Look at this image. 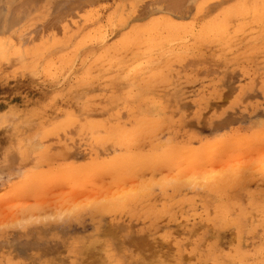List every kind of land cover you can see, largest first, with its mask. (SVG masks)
<instances>
[{"label": "rangeland", "instance_id": "374dc122", "mask_svg": "<svg viewBox=\"0 0 264 264\" xmlns=\"http://www.w3.org/2000/svg\"><path fill=\"white\" fill-rule=\"evenodd\" d=\"M260 139L264 0H0V264H264Z\"/></svg>", "mask_w": 264, "mask_h": 264}, {"label": "bare ground", "instance_id": "6f19581e", "mask_svg": "<svg viewBox=\"0 0 264 264\" xmlns=\"http://www.w3.org/2000/svg\"><path fill=\"white\" fill-rule=\"evenodd\" d=\"M8 1H10V0H8ZM27 3H28V2H27ZM13 5H14V4H13ZM22 5H24V4L22 3ZM25 6H26V5H25ZM156 6H157V5H156ZM154 7H155V6H154ZM23 8H24V7H23ZM15 11H16V10H15ZM2 17H3V16H2ZM186 40H187V39H186ZM186 40H185V41H186ZM171 44H172V43H171ZM168 46H169V45H168ZM236 46H237V45H236ZM177 47H178V46H177ZM168 53H170V52H168ZM165 55H166V54H165ZM175 55H176V54H175ZM173 56H174V55H173ZM235 59H236V58H235ZM153 60H154V59H153ZM147 64H148V63H147ZM145 65H146V64H145ZM137 67H138V66H137ZM132 70H134V69H132ZM132 72H133V71H132ZM11 78H12V77H11ZM259 81H260V80H259ZM143 88H144V87H143ZM261 88H262V87H261ZM257 89H258V88H257ZM231 99H232V98H231ZM134 105H135V104H134ZM149 119H150V118H149ZM149 119H147V121H149ZM159 119H160V118H159ZM145 121H146V120H145ZM259 121H260V120H259ZM144 123H145V122H144ZM147 123H148V122H146V124H147ZM150 124H152V123H150ZM150 124L148 123V125H150ZM153 124H154V126H155L156 123L153 122ZM167 124H168V123H167ZM157 125H158V124H157ZM157 125H156V126H157ZM166 126H167V125H166ZM139 127H141V126H139ZM158 127H159V125H158ZM149 128H150V127H149ZM138 129H140V128H138ZM258 131H259V130H258ZM132 133H133V132H132ZM59 134H60V133H59ZM133 134H134V133H133ZM133 134H132V135H133ZM125 135H126V134H125ZM130 135H131V134H130ZM130 135H129V136H130ZM137 135H138V134H137ZM250 135H251V133H250ZM112 136H113V135H112ZM140 136H141V135H140ZM256 136H257V135H256ZM127 137H128V136H127ZM136 137H137V136H136ZM136 137H135V138H136ZM224 137H225V136H224ZM258 137H259V136H258ZM135 138H133L132 140H135ZM262 138H263V137H262ZM119 139H120V138H119ZM140 139H141V138H140ZM144 139H145V138H144ZM111 140H112V139H111ZM129 140H131V139H129ZM132 140H131V141H132ZM137 140H139L138 137H137ZM228 140H229V139H228ZM231 140H232V139H231ZM231 140H229L230 142L228 141L227 143H222V142L215 143V144H214V148H218V147H220V149H219L217 152H216V149H213L211 152L209 151L210 154L208 155V158H206V159H201V158H203V154H204V152H202L203 154H202L201 152H198L199 150L197 151V153L194 152L195 154L191 155V156H192L191 158H192V160H193V161H192V160H191V161L193 162V164L195 163V165H194L193 167H191L192 169H191V170L189 169L190 166L187 167V168H185L187 165H189V164H187V165L184 167V169H180V170H178L180 167L182 168V166H180V165H181V164H180V165H179L180 167H178V169H177L178 171H176V176H175V177H177V179H178L179 181H182V180H181V178H182L181 176H183V177H185V176H186V177H187V176H191L193 179H198V178H199L200 180H202V178H200V177H202L203 175H205V176H203V178H205V177L207 178V176L209 177V175H210L213 171H215V170H214L213 163L215 162V160L218 159V156H219V157L223 158L224 160H225V159H227V160L224 161V162L221 161L222 163L220 162V163H221V164H220L221 167H220V169H219V167H218L219 170H218V174H217V177H216V178H215V176H211L212 174L214 175V173H212L210 176L213 178L212 180H214V181H213L214 183H215V181H216L215 179H217V182H216L215 184H217L218 182H222L223 180L226 179L225 175H227V172H228V170H229L230 167H231V166L229 165V163H228V157H230V155L233 154V153H235V152H236V153H237V152H238V153H241V152L243 151V149H241L242 146H241V145L238 146L239 144L237 145L238 148L235 149V147H237V146L234 147V145H235L236 143L234 144V142L231 141ZM260 140H261V139H260ZM108 141H109V140H108ZM135 141H136V140H135ZM139 141H140V140H139ZM139 141H137L135 144H138V143L143 144V143H141V142H139ZM141 141H142V140H141ZM226 141H227V140H226ZM122 142H123V141H122ZM261 142L264 143V141H262V140H261ZM261 142L258 143V141H257V145L260 144ZM119 143H120V142H119ZM126 143H127V142H125V144H126ZM144 143H145V142H144ZM138 145H139V144H138ZM202 145H203V144H202ZM202 145H201V146H202ZM139 146H140V145H139ZM244 146H245L247 149L250 150V152L243 151V153H245V154H248V153H249V154L252 155L253 152H254L255 154L260 153L259 149L256 148V146L247 145V144L244 145ZM257 147H258V146H257ZM260 147H261V145H260ZM51 148H52V147H51ZM105 148H106V147H105ZM182 148H183V147H182ZM129 149H131V148L129 147ZM133 149H135V148H133ZM137 149H138V148H137ZM170 149H171V148H170ZM170 149H167V150H166V151L169 150V151H168V154H172V153H171L172 150H170ZM175 149H176V150H181V151H182V149H181V148L179 149V147H178V149H177V148H175ZM251 149H252V150H251ZM257 149H258V151H257ZM234 150H235V151H234ZM236 150H237V151H236ZM260 150H261V148H260ZM262 150H263V148H262ZM104 151H105V150H104ZM174 152H175V151H174ZM174 152H173V153H174ZM192 152H193V151H192ZM177 153H178V152H177ZM261 153H262V152H261ZM263 153H264V151H263ZM263 153H262V155L260 154L262 157L264 156ZM64 154H65V153H64ZM153 154H155V153H153ZM191 154H192V153H191ZM99 155H100V154H99ZM144 155H145V154H144ZM204 155H205V154H204ZM235 155H236V154H235ZM90 156H91V155H90ZM97 156H98V155H97ZM140 156H142V155H140ZM138 157H139V156H138ZM235 157H236V156H235ZM262 157H261V158H262ZM154 158H155V157H154ZM158 158H159V157H158ZM216 158H217V159H216ZM261 158H260V159H261ZM134 159H135V158H134ZM157 160H158V159H157ZM189 160H190V157H189ZM229 160H230V159H229ZM152 161H153V160H152ZM152 161H151V162H152ZM191 161H188V162H191ZM237 161H238V159H237ZM261 161H262V163L264 164V161H263V160H261ZM125 162H126V161H125ZM154 162H156V160H155ZM157 162H158V161H157ZM157 162H156V163H157ZM122 163H123V162H122ZM129 163H130V162H129ZM133 163H134V162H133ZM152 163H153V162H152ZM208 163H209V164H208ZM237 163H238V162H237ZM260 163H261V162H260ZM43 164H44V163H43ZM126 164H127V163H126ZM134 164H137V163H134ZM150 164H151V163H150ZM154 164H155V163H154ZM157 164H158V163H157ZM159 164H161V163H159ZM173 164H174V163H173ZM191 164H192V163H191ZM191 164H190V165H191ZM193 164H192V165H193ZM207 164H208V165H211V166H210L211 169H210V170L207 169V171H208V172L210 171L211 173H209V175L206 176L207 171H205V170H206V168H207V167H206ZM263 164H262V165H263ZM155 165H156V164H155ZM192 165H191V166H192ZM231 165H232V164H231ZM259 165H260V164H259ZM126 166H128V165H126ZM133 166H135V165H132L130 168H132ZM149 166H150V165H149ZM156 166H157V165H156ZM239 166H240V165H239ZM45 167H46V166H45ZM144 167H145V166H144ZM175 167H176V166H175ZM232 167H233V166H232ZM237 167H238V165H237ZM237 167H236V168H237ZM263 167H264V166H263ZM32 168H33V167H32ZM119 168H120V166H119ZM145 168H146V167H145ZM149 168H150V167H149ZM152 168H153V167H152ZM238 168H239V167H238ZM238 168H237L236 170H238L237 173L240 174V172H239L240 170H239ZM243 168H244V167H241L240 169H243ZM95 169H96V168H95ZM97 169H99V168H97ZM97 169L95 170V171H97V172H94V173H93L92 170H90V171H92L90 174H89V173L87 174V172H85V173H80L79 175H80L81 177H80V176H79V177H80V178H83V180H85L84 178H87V176H88L89 178L92 177V180H93V179H94V180H97V177L95 176L96 173H98V177H100V176L102 177V175H103L104 172H105V173H104L105 175L108 174V176H109V175H111V173H113V170H114V169L112 170V168H109V169H111V170H108V168H104L106 171L103 172V169H102V171H101V170L98 171ZM173 169H174V168H173ZM175 169H176V168H175ZM107 170H108V171H107ZM117 170H118V169H117ZM123 170H124V169H123ZM123 170L121 171V173L123 172ZM155 170H156V169H155ZM211 170H213V171H211ZM233 170H234V169H233ZM244 170L246 171V169H244ZM244 170L242 171L243 173L245 172ZM230 171H231V170H230ZM106 172H107V173H106ZM109 172H110V174H109ZM114 172H115V171H114ZM242 172H241V173H242ZM259 172H261V171H259ZM92 173H93V174H92ZM115 173H116V172H115ZM115 173H114L113 175H116ZM133 173H134V172H133ZM204 173H205V174H204ZM233 173H235V172L233 171ZM101 174H102V175H101ZM89 175H90V176L92 175V176L90 177ZM118 175H119V174H118ZM118 175H116V177H117ZM120 175H121V174H120ZM137 175H138V174H137ZM173 175H174V174H173ZM180 175H181V176H180ZM234 175H235V174H234ZM40 176H41V175H40ZM72 176H73V175H71L70 177H72ZM76 176H77V175H74L72 178L75 177L74 179H77L78 176H77V178H76ZM108 176H107V177H108ZM111 176H112V175H111ZM241 176H245V175H241ZM133 177H134V176H133ZM211 177L208 179L209 182H208L207 184L210 183L209 186H211V188L214 189L213 186H215V184H213L212 180H210ZM236 177H237V176H236ZM72 178H70V180H71ZM80 178H78V179H80ZM89 178H88V179H89ZM112 178H113V177H112ZM134 178L136 179V177H134ZM134 178H133V179H134ZM187 178H189V177H187ZM192 178H190L189 180H190V181L193 180ZM224 178H225V179H224ZM74 179H72V181H73ZM100 179H101V178H100ZM120 179H121V178H119V180H120ZM138 179H139V178H138ZM199 179H198V180H199ZM92 180H91V181H92ZM119 180H118V181H119ZM140 180H141V179H140ZM89 181H90V179H89ZM122 181H123V180H122ZM135 181H137V179H136ZM141 181H142V183H143V180H141ZM179 181H178V182H179ZM187 181H188V180H187ZM187 181H185V182H187ZM190 181H188V183H189ZM196 181H197V180H196ZM205 181H206V180H204V182H205ZM226 181H227V179H226ZM39 182H40V181H39ZM133 182H134V181H133ZM175 182H176V181H175ZM191 182H192V181H191ZM194 182H195V180H194ZM194 182H193V183H194ZM224 182H225V181H224ZM229 182H230V180H229ZM88 183H89V182H88ZM90 183H91V182H90ZM96 183H97V182H96ZM142 183H141V184H142ZM183 183H184V182H183ZM188 183H186V184H188ZM211 183H212V184H211ZM225 183H226V182H225ZM227 183H228V182H227ZM32 184H34V182H33ZM41 184H42V183H41ZM44 184H45V183H44ZM81 184H82V183H81ZM118 184H119V182H118ZM132 184H133V183H132ZM135 184L137 185V183H135ZM141 184H139V188L141 187ZM144 184H145V183H144ZM176 184H178V183L176 182ZM220 184H222V183H220ZM46 185H47V184H46ZM51 185H52V183H51ZM79 185H80V184H79ZM79 185H78V186H79ZM96 185H97V184H96ZM133 185H134V184H133ZM136 185H135V186H136ZM178 185H180V183H179ZM181 185H182V184H181ZM212 185H213V186H212ZM224 185H225V184H223V186H224ZM226 185H227V184H226ZM40 186H41V185H40ZM147 186H148V184H147ZM172 186H173V185H172ZM172 186H171V187H172ZM174 186H175V184H174ZM174 186H173L172 189H174ZM183 186H184V185H183ZM185 186H187V185H185ZM216 186H217V188H219L220 185L217 184ZM216 186H215V188H216ZM223 186H222V187H223ZM227 186H228V185H227ZM35 187H37V186H35ZM38 187H39V186H38ZM43 187H44V185H43ZM45 187H46V186H45ZM144 187H145V185L143 186L142 189H144ZM204 187H206V186H204ZM220 187H221V186H220ZM39 188H40V187H39ZM81 188H82V187H81ZM81 188H78V190L80 191ZM139 188H138V189H139ZM145 188H146V187H145ZM147 188H148V187H147ZM147 188H146V189H147ZM179 188H180V187H179ZM181 188H182V186H181ZM207 188H208V187H207ZM211 188L209 187V189H211ZM223 188H224V187H223ZM223 188H222V189H223ZM83 189L85 190V188H83ZM86 189H87V188H86ZM100 189H101V188H100ZM146 189H144V190H146ZM205 189H206V188H205ZM209 189H208V191H209ZM213 189H212V190H213ZM225 189H226V188H225ZM70 190H71V189H70ZM136 190H137V188H136ZM223 190H224V189H223ZM228 190H229V189H228ZM81 191H83V190L81 189ZM92 191H93V189H92ZM139 191H140V190H138V192H137L136 194H138ZM142 191H143V190H142ZM25 192H26V191H25ZM28 192H29V191H28ZM148 192H149V188H148ZM172 192H173V191H172ZM9 193H10V192H9ZM84 193H86V192H84ZM95 193H96V192H95ZM232 193H233V192H232ZM23 194H25V193H23ZM34 194H35V193H34ZM130 194H131V193H130ZM132 194L135 195V193H133V192H132ZM174 194H175V190H174ZM25 195H26V194H25ZM163 195H164V194H163ZM27 196H28V195H27ZM72 197H73V196H72ZM97 197H98V196H97ZM170 197H171V196H170ZM37 198H39V196H38ZM113 198H114V197H113ZM103 199H104V198H103ZM40 200H41V199H40ZM96 201H97V199H96ZM96 201H95V202H96ZM115 201H116V200H115ZM111 202H112V201H111ZM113 202H114V201H113ZM118 202H119V201H118ZM92 203H93V201H92ZM92 203H89V205L92 204ZM96 203H98V202H96ZM100 203H101V204L98 203V204H99V207H100V205L102 206V202H100ZM218 203H219V202H218ZM45 204H46V203H45ZM45 204H44V205H45ZM138 204H139V203H138ZM254 204H255V203H254ZM57 205H58V204H57ZM92 205H94V203H93ZM215 205H216V204H215ZM37 206H38V205H37ZM103 206H104V204H103ZM216 206H217V205H216ZM218 206H220V204H219ZM255 206H256V204H255ZM26 207H28V206H26ZM49 207H50V206H49ZM90 207H91V206H90ZM92 207H93V206H92ZM94 207L98 208V207L95 206V205H94ZM94 207H93V209H91L92 212H94V211H93V210L95 209ZM252 207H253V206H252ZM71 208H72V207H71ZM101 208H102V207H101ZM254 208H255V207H254ZM2 209H3V208H2ZM73 209H75V208H73ZM102 209H104V207H103ZM241 209H242V208H241ZM22 210H23V209H22ZM30 210H31V208H30ZM98 210H100V209H98ZM0 211H1V210H0ZM27 211H28V210H27ZM70 211H71V210H70ZM239 211H240V210H239ZM21 212H22V211H21ZM96 212H97V211H96ZM99 212H100V211H99ZM224 212H225V211H224ZM219 213H220V212H219ZM235 213H236V212H235ZM250 213H251V212H250ZM252 213H253V212H252ZM20 214H21V213H20ZM219 215H220V214H219ZM243 215H245V214H243ZM246 216H247V215H246ZM23 217H24V216H23ZM239 217H240V216H239ZM237 218H238V217H237ZM246 218H247V217H246ZM27 219H28V218H27ZM222 219H223V218H222ZM230 219H231V218H230ZM238 219H239V218H238ZM243 219H244V218H243ZM233 220H234V219H233ZM254 220H255V219H254ZM34 221H35V220H34ZM238 221H239V220H238ZM249 221H250V220H249ZM256 221H257V220H256ZM7 222H8V221H7ZM16 222H17V221H16ZM38 222H39V221H38ZM49 222H50V221H49ZM232 223H235V222H232ZM220 224H221V223H220ZM225 224H226V223H225ZM228 224H229V223H228ZM5 225H6V224H5ZM5 225H4V226H5ZM263 225H264V224H263ZM225 226H226V225H225ZM225 226H223V227H225ZM228 226H230V225H228ZM257 227H258V226H257ZM3 228H4V227H3ZM220 228H221V226H220ZM255 228H256V227H255ZM237 230H238V229H237ZM238 233H239V232H238ZM259 236H260V235H259ZM181 237H182V236H181ZM238 241H239V240H238ZM93 243H94V242H93ZM106 250H107V249H106ZM96 251H97V250H96ZM98 251H99V250H98ZM108 251H109V250H108ZM108 251H107V252H108ZM104 252H105V251H104ZM144 253H145V252H144ZM239 253H240V252H239ZM137 254H138V253H137ZM135 255H136V254H135ZM135 255H134V256H135ZM107 256H108V255H107ZM235 256H236V255H235ZM237 256H238V255H237ZM254 257H255V256H254ZM138 258H139V257H138ZM207 258H208V257H207ZM255 259H256V258H255ZM260 259H261V258H260ZM234 260H235V259H234ZM249 260H250V259H249ZM111 261H112V260H111ZM176 261H177V260H176ZM144 262H145V261H144ZM171 264H172V263H171Z\"/></svg>", "mask_w": 264, "mask_h": 264}]
</instances>
